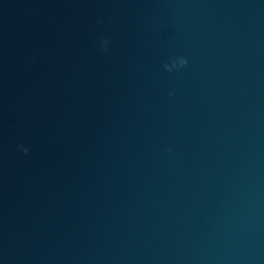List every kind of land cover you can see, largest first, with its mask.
I'll use <instances>...</instances> for the list:
<instances>
[{"label":"water","instance_id":"95a60500","mask_svg":"<svg viewBox=\"0 0 264 264\" xmlns=\"http://www.w3.org/2000/svg\"><path fill=\"white\" fill-rule=\"evenodd\" d=\"M0 264H264V0H0Z\"/></svg>","mask_w":264,"mask_h":264},{"label":"clouds","instance_id":"9594fccd","mask_svg":"<svg viewBox=\"0 0 264 264\" xmlns=\"http://www.w3.org/2000/svg\"><path fill=\"white\" fill-rule=\"evenodd\" d=\"M108 44H109V41L108 40H104L103 43H102V47H104L105 50H106ZM187 63H188L187 59H185L183 57H180L178 59L177 58H173L170 63H165L163 65V67H164V69L166 71L171 72L174 69H179V68L185 67L187 65ZM23 151L26 154L28 152V149L24 148Z\"/></svg>","mask_w":264,"mask_h":264}]
</instances>
